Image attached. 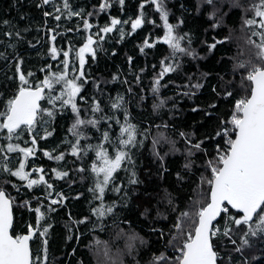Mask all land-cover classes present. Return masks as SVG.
<instances>
[{
  "label": "snow or ice",
  "instance_id": "6c2138e0",
  "mask_svg": "<svg viewBox=\"0 0 264 264\" xmlns=\"http://www.w3.org/2000/svg\"><path fill=\"white\" fill-rule=\"evenodd\" d=\"M112 4L113 0H98L86 11L73 0H39L37 8H51V11L43 10V16L57 22L54 28H46V55L52 62L38 69L42 78H37L32 71H22L25 57L19 50L24 41L21 30L12 26L2 33L6 39L0 61L13 74L5 73L8 83L4 85L5 91L0 92V175L7 177L0 183V264H56L54 259H49L52 214L66 206V201L80 198L81 193L69 197L56 191L55 181L67 179L72 170L46 168L37 160L46 157L49 161L61 162L69 155L75 158L74 163L79 161L74 171L90 174L87 191L91 198L87 215L76 217L71 210L65 214L67 240L79 241L83 235L79 230L81 226L91 225L88 231L103 232L108 227L106 221L112 219L116 223L118 210L128 208L133 197L138 200L139 216L148 223L147 236H144L131 228L128 219H123L121 222L128 225V229H119L114 239L123 238L124 248H118L115 254L107 241L93 237L86 247L91 249L94 244L97 257L102 255L103 260L98 258L97 264H125V257H130L132 264H140V249L153 246L151 237H155L158 247L151 252L147 264H232L231 253L227 261L221 256L218 240L221 246L227 241L232 251L241 256L254 239L264 244V0L247 7L241 0H196L197 13L211 9L206 13L210 22L215 21L210 23L211 29L218 28L233 9H240L243 26L250 28L252 35L258 38L249 37V43L256 48L255 61L232 58L230 70L215 74L201 71L198 63L196 71H185V58L197 62L205 57L193 47V34L181 31L185 24L183 16L176 17L175 23L170 22L172 12L166 0H139L134 18L125 19L109 12ZM118 4L123 13L125 0H118ZM146 6L158 14L160 25L145 10ZM225 7L227 12L223 11ZM180 8L190 11L183 3ZM101 13L107 14L102 25L99 20L96 23L90 20L99 18ZM247 13L251 14L244 15ZM73 17L78 18L75 28L58 31L60 21L67 22ZM2 23L6 27L10 25L8 20ZM47 23L45 19V26ZM145 25L162 26L163 35L155 39L145 36L138 45L139 51L145 53L146 48L155 47L159 41L169 50L158 62L159 71L155 70L156 65L152 66L150 87L134 92V86L142 83L146 68L133 72L134 58L127 56L134 79L131 83L128 79L120 81L128 85L125 93L105 94L104 86L120 80V73H113L111 81L103 77L94 79L86 70L90 66L88 61H96L98 52L104 51L102 45L108 34L118 33L119 43ZM63 33H75L80 36V42L73 44L69 40L66 47L58 46L57 38ZM228 40L227 36L219 40L213 37L211 43L202 40L201 44L208 53H213ZM39 43L37 40L36 44ZM27 44L35 47L30 40ZM116 52L113 48L112 53ZM57 60L59 65L54 68L53 62ZM224 61L225 57H221L217 63ZM168 74H176L180 83L165 82ZM89 83L91 94L86 88ZM170 88L172 95H164ZM205 88L210 92L211 102L195 103V98L203 94ZM178 98L193 101L190 111L203 114L199 124L194 121L190 130L176 132L183 141L182 150L176 147V140L166 135L167 129L174 127L170 121L182 111ZM148 100L160 123L149 124L141 130L132 122L130 104L141 106ZM220 101L227 103L228 108L217 114L215 110ZM65 117L71 120L65 137L51 149L40 148L41 141L46 142L53 136L54 123ZM210 121L214 123L201 132L199 129ZM152 127L157 129L155 134L151 132ZM150 137V144L146 145ZM162 143L169 146L163 154ZM146 147L158 162L157 175L161 177L169 172L166 161L169 152H181L184 163L181 170L175 172L178 188H161L155 196L147 191L138 195L144 181L137 171V159ZM197 157L202 159V164H197ZM86 161H89L87 168ZM201 168L190 194L185 193L187 201L181 207L180 189ZM109 193L116 198L109 199ZM161 204L166 211L161 210ZM172 216L174 220L167 229L156 226ZM75 252L73 247L72 252L65 255L74 256ZM236 264H249V260L244 257Z\"/></svg>",
  "mask_w": 264,
  "mask_h": 264
},
{
  "label": "trees",
  "instance_id": "16d2710c",
  "mask_svg": "<svg viewBox=\"0 0 264 264\" xmlns=\"http://www.w3.org/2000/svg\"><path fill=\"white\" fill-rule=\"evenodd\" d=\"M98 0H73V3L77 7H83L85 10H91L94 4H97ZM242 4L247 7L249 4L258 3V0H241ZM39 3V0H0V51H3V42L5 37L2 33L9 30L12 26H15L17 29L21 30L22 35L24 36V41L19 45V50L21 54L25 57L24 64L22 65V71L28 72L32 71L36 73L37 78H42V73L38 71L40 67L43 66L46 62H52L50 57L46 55L48 42L46 39V28L55 27L56 23L52 18H45L43 16V10L51 11L50 7L45 6V8L39 9L36 7V4ZM139 0H125L124 12H120V5L118 0H113L112 7L109 9V12L112 15H119L121 19L127 18V16H132L134 18L137 12V5ZM168 8L171 9L172 16L170 17V22L175 23L176 17H181L185 19V24L181 26V31L191 32L193 34V47H197V50L202 56L205 57L203 60L193 62L185 58V71L194 72L196 71V64H199L200 70L204 72L221 73L225 70H230L232 63L234 62L232 58L236 60H256L255 52L256 48L254 45L249 43V37L253 40L258 38L252 35V30L246 26H243L242 23V11L240 9H233L231 13L224 17L223 22L216 29L210 28V23L215 21H209L207 12H210L211 9H205V13L200 14L195 11L196 0H166ZM186 4L190 11H184L180 8L181 4ZM145 10L148 14L157 22V25H160L159 16L151 8L147 7ZM225 12L228 11L227 7L224 8ZM247 13L244 15H250ZM107 18L106 13H101L99 18L91 17L90 20L93 23H96L99 20V23L102 25ZM48 20L47 25L45 26L44 21ZM10 21L9 26H4L2 21ZM78 21L77 17H73L70 21H60L61 28L58 31H63L64 28H75V25ZM27 28L28 31L24 32L23 30ZM95 31V29H93ZM82 34V33H81ZM163 35L162 26L153 27L152 25H145L141 29H138L132 36H126L123 40L117 43L119 40L118 33L108 34L105 41L103 42L104 51L98 52V57L96 61L89 60V67L86 69L92 75V77L98 78L103 77L106 80L111 81V75L113 73H120V80L112 81L106 86H104L105 94L110 93L112 96H115L117 92L125 93L128 85L122 84L120 81L128 79L129 83L134 79V76L129 72V64L127 62V56H132V70L133 72L138 71L139 68H146V73L142 76V83L139 86H134V92H139L140 88L147 90L150 87V78L153 75V65H156V71H159V60L168 54L167 45L162 41L157 42L156 46L151 49H145V53L139 51L138 45L143 42L145 36H150V39H155V37ZM229 37V40L226 41L223 45H218L213 53H208L205 45L201 44L202 40H207L209 43L212 42L213 37L216 39H222L223 37ZM32 41L35 47H29L27 41ZM39 40L40 43L36 44V41ZM71 40L73 44L80 42V36H77L75 33H63L62 37L57 38L58 46H67L68 41ZM116 48L117 52L114 55L112 49ZM225 57L223 64H218L217 61ZM54 63V68L59 65V60ZM5 73L8 76H11L13 73L8 70L3 61H0V92L5 91L4 85L8 83L5 80ZM227 78V77H226ZM167 80H174L177 83H180V78L176 74H168ZM211 82H215L214 80ZM88 94L92 93L91 83L86 85ZM173 89L164 91V95L171 96ZM10 94V88H9ZM179 108L182 110L180 114L173 120L170 121L171 125L174 127H169L167 129L166 135L170 140H176V147L179 149L184 148L183 141L179 140L176 132L179 130H190L193 127V122L195 121L199 124L202 120V113H192L190 111L193 107V101L185 99H179ZM211 102L210 92L207 88L204 89L203 94H198L195 98V103L204 105ZM228 108V104L224 101H220L219 107L215 110L217 114H222ZM130 111L133 117L132 122L139 125L141 130L147 127L149 124L160 123V118L153 114L151 111V100H148L141 106H137L134 102L130 104ZM167 118L166 116L164 117ZM71 123V120L67 117L58 119L53 127L55 132L52 137H49L46 142H40V148L51 149L55 147L60 141L65 137L67 127ZM214 121H210L205 124L204 127L200 128L201 132H204L208 129L210 124ZM163 131V129H161ZM152 134L157 132L155 127L151 128ZM151 137L146 141V145L150 144ZM169 146L167 143H162L160 146L161 153L168 151ZM61 151L64 150L63 146L60 148ZM75 160L72 156H67L65 161L55 162L49 161L46 157H40L37 160V163H43L46 168L60 167L63 170H72L69 171V176L65 180L55 181L56 191L63 192L66 196L75 197L76 193H81L80 198L70 199L66 201V206H61L57 210V213L52 214L53 229L50 232L49 241V259L55 260L56 264H68V261H71V264H77V261L82 260L83 264H97L98 258L102 261L103 257L100 255L97 257L96 248L93 244V247L89 249L86 247L90 241L93 240V237L98 239L101 242L107 241L111 247L112 253L115 254L116 250L124 248L123 238L114 239L119 229L123 228L128 229V225L123 224L121 221L123 219H128L131 222V228L141 235L147 236V227L148 223L145 222L144 218L139 216L138 211L136 210V204L138 200L136 197H133V200L128 208L118 210L119 218L116 220V223H113L112 219L106 221L108 227L105 228L103 232L96 230L95 232H90L87 229L91 225L81 226L80 232L83 233L79 241L72 239L67 240L64 221L66 219V213L71 210L74 216L79 217L82 215H87L89 210L88 200L91 198L90 193L87 191L89 184L91 183L90 174L85 171L84 173H79L74 171L79 161L74 163ZM167 167L169 172L163 177L157 175V169L159 167L158 162L152 156L150 150L146 147L141 150V154L137 159V171L141 178L144 181L142 185L139 186L140 192L138 195L142 196L144 191L155 194L159 189L168 187L170 189L178 188L176 184L175 172L181 170V166L184 163V157L181 152L171 153L166 157ZM88 162H85V168L88 166ZM202 159L197 157V164H202ZM147 170V171H145ZM196 171L195 175H192L188 179V183L184 185L183 189H180L181 192V207H183V202L187 201V195L190 194V188L194 181L200 174V171ZM121 176L124 175L123 171L120 173ZM83 177V179L81 178ZM7 177L0 175V183H3ZM15 179V178H13ZM8 188V191L11 192L13 196L16 195L10 187L5 185ZM34 195H39V193H34ZM109 199H115V194L109 193ZM153 204L156 203L155 199L152 201ZM160 208L162 211H166L165 205L161 204ZM154 214V213H153ZM27 214H25V219H27ZM17 219H19V213H17ZM174 220V216L170 217L169 220L163 221L156 226L164 227L167 229V225L171 224ZM153 240V246L148 248H141L138 259L140 264H147L150 260L151 252L155 251L158 245L155 244V237H151ZM223 239V238H222ZM239 242V241H238ZM218 248L220 250L221 256L227 261L228 254H232V264H236L237 261H241L244 257H247L249 264H264V244H261L258 240H253L251 247L244 250L243 256L239 253L232 251V245L228 244L227 241L223 242L221 246V241H217ZM36 246V245H34ZM73 247L76 248L74 256H67L65 253H71ZM103 249V244H101V253ZM125 264H132L130 257H125Z\"/></svg>",
  "mask_w": 264,
  "mask_h": 264
}]
</instances>
